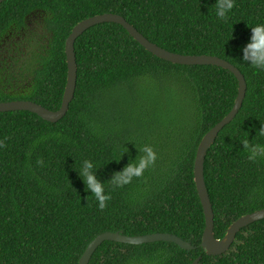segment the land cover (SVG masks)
<instances>
[{"label":"trees","instance_id":"trees-1","mask_svg":"<svg viewBox=\"0 0 264 264\" xmlns=\"http://www.w3.org/2000/svg\"><path fill=\"white\" fill-rule=\"evenodd\" d=\"M5 0L0 3V103L31 101L56 111L66 82L64 43L80 21L122 16L156 46L211 55L239 70L241 108L203 163L213 233L264 209V70L240 61L250 29L264 24V0ZM74 95L49 123L27 111L0 113V264H77L99 234L175 235L168 242H102L88 264H264V219L241 228L221 255L199 247L204 215L193 181L202 136L230 111L234 76L215 66H182L144 50L114 23L74 42ZM39 161V163H38ZM84 161L100 182L89 191ZM106 197V198H105ZM103 207H100V203Z\"/></svg>","mask_w":264,"mask_h":264},{"label":"water","instance_id":"water-1","mask_svg":"<svg viewBox=\"0 0 264 264\" xmlns=\"http://www.w3.org/2000/svg\"><path fill=\"white\" fill-rule=\"evenodd\" d=\"M5 0H0V3ZM101 23H114L121 26L127 34L137 42L144 50L156 58L175 65L182 66H215L230 72L237 81V91L234 96V102L230 111L208 130L200 139L193 162V181L195 189L202 207L204 215V228L201 235L199 247L207 256H218L223 254L232 244L237 232L254 222L264 219V209L254 211L243 215L232 222L225 230L222 238L216 239L213 233V212L203 177V163L206 153L218 133L231 122L241 108L246 83L243 75L229 62L211 55H181L166 51L148 41L133 26H131L122 16L116 14H102L86 18L77 23L70 31L64 43V54L66 62V82L61 99L60 107L56 111H50L31 101H8L0 103V113L10 111H27L37 115L42 120L55 123L59 121L66 113L68 105L71 102L76 86V60L74 53V42L88 28ZM104 241L125 243L131 245H141L153 242H168L177 245L180 249L191 250L194 247L183 241L179 237L168 233H154L141 236H125L118 232H105L96 236L84 249L77 264H88L92 254L98 246ZM199 258H196L191 264H198Z\"/></svg>","mask_w":264,"mask_h":264},{"label":"clouds","instance_id":"clouds-1","mask_svg":"<svg viewBox=\"0 0 264 264\" xmlns=\"http://www.w3.org/2000/svg\"><path fill=\"white\" fill-rule=\"evenodd\" d=\"M215 15L219 19H225L227 12L232 8L230 0H215L214 5ZM251 35L249 42L241 49V60L251 66L264 70V24L257 25L250 29ZM260 135L264 136V125L259 129ZM244 148L248 150L250 155L248 159H255L258 153H264V147L259 145L250 146L248 141L242 143ZM39 163V161H38ZM92 164L84 161L81 175L84 179V184L87 185L89 191L94 194H99L101 190L100 182L95 178V174L91 172ZM106 198V197H105ZM104 205L101 202L100 207Z\"/></svg>","mask_w":264,"mask_h":264}]
</instances>
